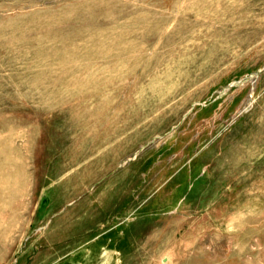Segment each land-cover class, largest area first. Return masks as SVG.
I'll return each mask as SVG.
<instances>
[{"label":"rangeland","instance_id":"obj_1","mask_svg":"<svg viewBox=\"0 0 264 264\" xmlns=\"http://www.w3.org/2000/svg\"><path fill=\"white\" fill-rule=\"evenodd\" d=\"M0 264H264V0H0Z\"/></svg>","mask_w":264,"mask_h":264},{"label":"water","instance_id":"obj_2","mask_svg":"<svg viewBox=\"0 0 264 264\" xmlns=\"http://www.w3.org/2000/svg\"><path fill=\"white\" fill-rule=\"evenodd\" d=\"M242 81V80H241Z\"/></svg>","mask_w":264,"mask_h":264}]
</instances>
